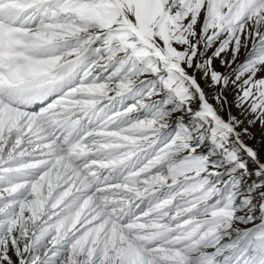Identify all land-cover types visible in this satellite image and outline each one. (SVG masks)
<instances>
[{"label": "snow or ice", "instance_id": "6c2138e0", "mask_svg": "<svg viewBox=\"0 0 264 264\" xmlns=\"http://www.w3.org/2000/svg\"><path fill=\"white\" fill-rule=\"evenodd\" d=\"M257 125L264 0H0V264H264Z\"/></svg>", "mask_w": 264, "mask_h": 264}, {"label": "rangeland", "instance_id": "374dc122", "mask_svg": "<svg viewBox=\"0 0 264 264\" xmlns=\"http://www.w3.org/2000/svg\"><path fill=\"white\" fill-rule=\"evenodd\" d=\"M252 131L255 134V139H252L249 142L254 146L260 147L262 150H264V143H261L262 135H264V130H262L259 125H257L252 129Z\"/></svg>", "mask_w": 264, "mask_h": 264}]
</instances>
